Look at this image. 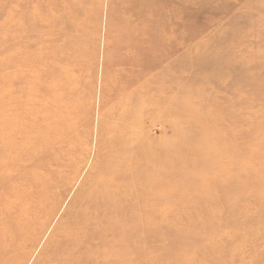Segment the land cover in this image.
<instances>
[{
	"label": "rangeland",
	"instance_id": "obj_1",
	"mask_svg": "<svg viewBox=\"0 0 264 264\" xmlns=\"http://www.w3.org/2000/svg\"><path fill=\"white\" fill-rule=\"evenodd\" d=\"M31 1L0 0V96L3 97V107L6 104L3 103L6 95H2V92L6 87L9 51L13 49L17 58L15 50L19 48L26 50L39 45L37 30L43 37L51 40L43 43L45 47L56 45L54 41L59 37V28L56 25L52 24L42 30L36 23L30 22L31 17L26 7L32 5ZM91 1H87L84 20H80L79 26L69 36L72 48L70 51L76 52V56L71 57L70 64L65 66L71 75L67 74L69 78L65 77L64 68L55 67L56 72L60 71L55 84L64 87L71 83L69 104L72 106L65 105L64 96V100L61 101L64 106L61 109L62 118L61 115L55 118L59 121L58 134L55 137L56 164L49 168L56 171L57 177L46 199L42 201L46 215L50 213L52 218L51 224L34 253L27 257L25 264H35L63 216L67 211L74 210L70 209L71 204L86 176L90 175L95 167L99 131L106 137L114 134L112 139L107 137L101 140V143H104L101 150L102 153L105 152V158L108 156L110 158L111 155L106 148L109 143L112 148H115V144L127 141L138 145L133 149H123L124 151L118 155V162H128L126 168L130 169L131 166L133 170L131 174L137 175L136 180L124 182L121 188L117 189L115 199L118 203L121 204L123 201L126 208H155L156 214L168 215L169 219L165 221L177 222L184 227L214 221L212 223L214 225L210 227V231L215 233L214 237L229 234L230 228L221 226L224 224L221 223L223 221L221 216L228 217L233 208L237 209L236 202L232 201L230 196L234 190L233 185L239 187L245 185V179L239 178L234 182L231 167L234 159L233 144L230 137L235 133L239 142L238 139H241L245 132L254 135L261 130L264 123L260 117L250 116L247 122L249 126L246 125L245 128L239 124L236 126L231 124V117L234 115L240 120V111L233 104L234 95L230 92L231 78L223 68L227 60L247 52L245 60L255 61L257 65L251 67L257 69V74L254 77L249 72L247 74L246 68H238L242 78L237 82L239 88L237 90L241 92L244 85L250 84L253 93L255 92L248 100L250 110L256 112L264 110V0H185L182 15L184 14L186 29L167 27L146 32L141 30L108 32L106 23L110 8L109 0ZM125 3L126 0H121L115 7ZM49 4H54V1ZM108 37L112 38L108 49L111 59L106 66L103 57ZM150 47L153 54H159L161 50L158 47H161L169 58L154 65L152 73L157 74L151 76L152 79L144 76L138 83L130 86L128 81L135 77V73L138 75L144 63L138 61L135 65L121 64L123 55L130 50ZM29 63L34 64V60L31 59ZM214 66L217 68L213 69ZM105 70H108L109 74L107 73V77L104 78ZM163 70L166 71L165 75L158 76ZM233 87L235 90L234 85ZM154 101L165 102L167 107L172 104L176 111L186 117L187 122L184 119L177 120L173 113L167 114V108L163 110L157 105L148 107V104ZM0 112V121L5 122L4 117L9 116H6L3 110ZM102 116L103 126L100 128ZM115 119L127 123V127L124 124L115 126ZM194 121L199 125H193ZM129 122L132 124L129 125ZM174 122L176 124H173ZM174 125L177 126L173 130ZM203 131L205 134L199 136ZM2 134L0 132V137ZM177 135H187L189 139L178 143ZM201 143L209 145H206L207 150L201 155L195 154ZM168 145L173 147H169L170 153H164ZM235 146L237 150L243 152L244 145ZM185 156L190 158L192 163L186 164L182 161V157ZM203 162L205 170L202 171L200 164ZM116 165L117 163H113V168ZM44 179L46 177L41 174L33 182L42 183ZM185 179H189L190 182ZM62 189H65V193L60 198ZM54 204L58 206L54 212H50ZM245 204L241 202L239 210L245 209ZM253 207L257 212L259 208L263 210L264 204L262 207ZM216 216L220 219H211ZM263 225L258 224L251 230L252 232L246 233L255 235L258 230L261 232ZM196 232L200 233L198 228ZM238 239L237 243L246 246L247 242H244L241 236ZM236 242L230 249L228 248L229 255L237 252ZM183 248L172 251L169 243L164 247L177 256L192 254L191 257L203 249ZM144 254L146 253H142L138 259H143ZM138 264H143V261H139ZM191 264L195 262L192 260Z\"/></svg>",
	"mask_w": 264,
	"mask_h": 264
},
{
	"label": "bare ground",
	"instance_id": "obj_2",
	"mask_svg": "<svg viewBox=\"0 0 264 264\" xmlns=\"http://www.w3.org/2000/svg\"><path fill=\"white\" fill-rule=\"evenodd\" d=\"M51 1H54V4L48 5ZM87 1L32 0V5L26 7L31 17L30 22L36 23L42 30L52 24L56 25L59 28V37L54 41L56 45L43 46L44 42L51 40L43 37L37 30L39 45L26 50L24 48L15 50L17 58L13 49L9 51L6 87L3 86L2 92V95H6L3 101L6 103L4 107L3 97L0 96V110L5 111L6 116H9V118L4 117L5 122L0 121V132L3 133L0 137V264H8L12 261L14 264H25L27 257L34 253L44 232L51 224L52 218L50 213L46 215L42 201L46 199L57 177L56 171L49 168L56 164L55 137L58 134L59 121L55 118L57 115H61L62 118L61 109L64 106L61 101L65 99V105L69 104L72 93L69 88L71 83L64 87L55 84L56 77L60 76V71L56 72L55 67L64 68L65 77H68L67 74L71 75L65 66L70 64L71 57L74 58L76 52L71 53L69 36L79 26L80 20H84ZM119 1L121 0H109L110 8L106 23L108 32L110 30L146 32L167 27H174L177 30L186 29L184 14L182 15L185 0H126L124 5L115 7ZM87 22L89 23L90 20ZM141 40L145 39L141 38ZM111 42L112 38L108 37L103 57L105 65L111 59V54L108 52ZM245 46L247 48V45ZM158 48L161 50L159 54H153L150 47L130 50L123 55L121 64L135 65L138 61L144 63L138 75L135 73V77L128 81L130 86L138 83L141 77L156 75V72L152 73L154 65L169 58L161 47ZM246 54L247 52L242 54L243 56L230 58L223 64L227 76L231 78L230 92L234 95L233 104L240 111V120L234 115L231 117V124L235 126L239 124L243 128L249 126L247 122L250 116L260 117L264 122V110L256 112L249 108L248 100L255 94L250 84L244 85L241 92L237 90V82L242 78L238 68H246L247 74L249 72L254 77L257 74V69L251 67L257 64L254 63L255 61L245 60ZM31 59L34 60V64L29 63ZM165 72L163 70L158 76L165 75ZM107 73L108 70H105L104 78L107 77ZM169 90L171 91L170 88ZM166 104L154 101L148 104V107L157 105L163 110L167 108V112L165 111L167 114L173 113L177 120H185L186 117L176 111L175 106L169 104L167 107ZM103 119L102 116L100 128L103 126ZM130 122L129 125L132 124ZM194 122L193 125H199ZM117 124L127 123L115 119V126ZM176 126L172 127L173 130ZM260 129L254 135L245 132L242 138L238 139L239 142L235 133L230 137L233 144L234 159L231 167L234 182L239 178L245 179V185L242 187L233 185L234 190L230 196L232 201L236 202L237 209L233 208L228 217L221 216L223 219L221 223H224L221 226L230 228L231 231L227 235L224 233L217 237H214L215 233L210 231L214 221L202 222L199 225L194 223L184 227L177 222L165 221L169 219L168 215L156 214L155 208H126L123 201L121 204L118 203L115 199L117 189L121 188L124 182L136 180L137 176L131 174L133 171L131 166L130 169L126 168L128 162H118V155L124 151L123 149H133L138 145L127 141L115 144V148H112L110 143L109 146L106 145L107 142L105 145L108 154L112 156L105 158V152L102 153L101 150L104 143L102 144L101 140L107 137L112 139L114 134L106 137L99 131L95 167L91 170V174L86 176L71 204L70 209L74 210L67 211L63 216L35 264H138L139 261H143V264H191L192 260L195 264H264V225L261 232L258 230L255 235L246 233V231L252 232L251 230L258 224H264V207H262L264 199L258 197H264V147L261 145L264 146V123ZM204 131L200 132L199 136ZM177 139L178 143H181L189 137L177 135ZM236 144L244 145L243 152L236 149ZM206 145L208 144L201 143L194 153L203 154L207 150ZM169 147L173 145H168L164 153H170ZM182 161L186 164L192 163V160L186 156L182 157ZM113 163H117L115 168L112 166ZM129 163L131 164V160ZM200 166V170H205V162ZM41 174H44L46 179L42 183L34 184L33 181ZM185 181L190 182L189 179ZM61 191L60 198L64 195L65 189ZM241 202L246 203V208L243 210H239ZM57 206L54 204L50 212H54ZM253 206L262 207L263 210L259 208L256 212ZM211 219L217 220L220 217ZM194 227L198 228L200 233H197ZM239 236L247 242L246 246L236 242ZM210 241L212 243L209 244ZM235 242L238 244V250L229 255L228 248L230 249ZM168 243L172 251L181 250V247L203 249L194 257H191L192 254L177 256L174 252L170 253L171 251L164 249ZM144 252L146 253L142 255L144 258L138 259Z\"/></svg>",
	"mask_w": 264,
	"mask_h": 264
}]
</instances>
